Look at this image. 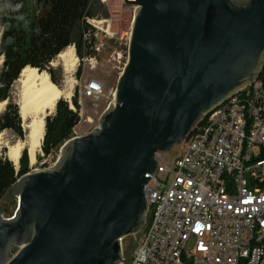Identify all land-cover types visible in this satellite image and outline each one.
Segmentation results:
<instances>
[{
    "label": "water",
    "instance_id": "obj_1",
    "mask_svg": "<svg viewBox=\"0 0 264 264\" xmlns=\"http://www.w3.org/2000/svg\"><path fill=\"white\" fill-rule=\"evenodd\" d=\"M127 4L136 10L114 102L96 129L61 146L52 167L9 191L17 206L0 216V264H119L121 242L143 230L145 176L157 156L258 80L264 0Z\"/></svg>",
    "mask_w": 264,
    "mask_h": 264
},
{
    "label": "built area",
    "instance_id": "obj_2",
    "mask_svg": "<svg viewBox=\"0 0 264 264\" xmlns=\"http://www.w3.org/2000/svg\"><path fill=\"white\" fill-rule=\"evenodd\" d=\"M108 16L85 19L96 63L109 41L127 52L131 27L113 31L111 10L133 0H99ZM86 96L102 92L96 81ZM204 125L180 143L183 154L167 161L157 156L154 175H146L147 212L142 232L119 264H264V88L244 87L213 112Z\"/></svg>",
    "mask_w": 264,
    "mask_h": 264
},
{
    "label": "trees",
    "instance_id": "obj_3",
    "mask_svg": "<svg viewBox=\"0 0 264 264\" xmlns=\"http://www.w3.org/2000/svg\"><path fill=\"white\" fill-rule=\"evenodd\" d=\"M93 0H0V103L7 101L0 114V132L10 130L23 139L18 106L12 98V86L25 67L38 72L47 71L57 86L51 62L67 47L73 46L77 57L95 55L90 48L92 40L84 39L89 27L87 17L93 16ZM16 5L20 7L17 8ZM80 74V69L76 75ZM257 82L264 88V66ZM76 111L66 101L56 103L52 116L45 119L44 137L41 145L43 157H49L73 137V129L79 122V105L76 93L72 99ZM204 122L198 121L192 128L197 132ZM5 150H3V154ZM264 161V149L258 157ZM40 160V158H38ZM30 173L27 150H23L18 169L4 156H0V214L11 217L15 211V199L9 191L24 175ZM13 205L8 210L7 205Z\"/></svg>",
    "mask_w": 264,
    "mask_h": 264
},
{
    "label": "rangeland",
    "instance_id": "obj_4",
    "mask_svg": "<svg viewBox=\"0 0 264 264\" xmlns=\"http://www.w3.org/2000/svg\"><path fill=\"white\" fill-rule=\"evenodd\" d=\"M102 7L103 6L101 5L99 0H93L92 10L94 17L97 15L98 16L103 15V11H106L108 16L107 10H105V8ZM110 14H112L113 18H116V23L113 24V28H112L113 31L119 33L120 35H123L124 33L128 32L129 28L131 27V23L133 19L132 10L126 6H123L120 9L113 8ZM0 35H1V29H0ZM72 48L74 51V55L77 58L76 68L72 74V79L74 81L72 96L68 101L64 99H60V100L66 101L69 104L70 109L76 111L72 105V99L75 93L77 95V102L79 105V111H78L79 122L77 126L73 129V137H72V138H76V137L85 136L94 129H96L99 126V122L102 114L112 106L114 102V94H115L117 80L127 61V52H125V50L122 51L121 52L122 58L121 60H118L117 55L114 53L115 52L118 53L121 50V48L118 46L117 42L108 41L104 46L102 52L96 56V63L93 62L90 64L89 62H84V63L81 62V59L76 55L75 48L73 46ZM49 68L53 70V75L57 80V87L59 89H63L65 87V82H64L65 74L61 62L58 61L57 58H55L54 61L50 63ZM78 69H80V74L77 76L76 72ZM42 72L47 73V71H42ZM90 81H96L97 83L100 84L102 89V92L100 94L91 97L86 96V93L84 92V88ZM18 94H19V85L15 81L12 86V98L17 106H18L17 104ZM5 107L6 104L1 113L4 112ZM18 110H19V106H18ZM53 114L54 112L49 114L47 117L52 116ZM19 118L21 121L22 130L24 132V137L23 139H21L10 130H3L2 132H0V156L4 155L7 158L9 147L11 145H14L18 141L24 140L26 133L28 132L27 126L31 121V117L27 118L26 121H22L20 115ZM3 150H5L4 154H3ZM59 150L49 157H43L40 147L39 151L35 155L34 161L30 160V157L27 152L30 173L35 171L45 170L52 167L53 164L56 162L57 158L59 157ZM184 152L185 150H182L179 144L173 146L170 151L162 154V156H164V158L167 161H173L175 158H177ZM38 158H40V160H38ZM14 166L18 167L19 162L17 166L16 165ZM9 195L15 199L16 202L15 205L17 206V197L10 194V192ZM6 207L8 208L9 211L13 209V205L11 204L7 205ZM0 216H2L3 218H8L2 214H0ZM134 239L135 238L133 236H130L123 240L122 243L124 247V254L128 253L129 250L133 247ZM17 250H18L17 248L11 247L9 250V257H12L17 252Z\"/></svg>",
    "mask_w": 264,
    "mask_h": 264
},
{
    "label": "bare ground",
    "instance_id": "obj_5",
    "mask_svg": "<svg viewBox=\"0 0 264 264\" xmlns=\"http://www.w3.org/2000/svg\"><path fill=\"white\" fill-rule=\"evenodd\" d=\"M65 74V87L59 89L53 84L46 72H38L35 68L25 67L19 74L16 82L19 85L18 106L22 121L31 117L27 126L28 132L24 140L18 141L8 149V160L17 166L22 151L27 150L31 161H34L39 151L45 130V118L54 112L56 103L60 99L69 100L72 96L74 81L72 74L75 71L77 58L72 46L67 47L57 55ZM1 64V59H0ZM5 106L0 103V114Z\"/></svg>",
    "mask_w": 264,
    "mask_h": 264
},
{
    "label": "clouds",
    "instance_id": "obj_6",
    "mask_svg": "<svg viewBox=\"0 0 264 264\" xmlns=\"http://www.w3.org/2000/svg\"><path fill=\"white\" fill-rule=\"evenodd\" d=\"M17 8H19L20 6L19 5H16Z\"/></svg>",
    "mask_w": 264,
    "mask_h": 264
}]
</instances>
